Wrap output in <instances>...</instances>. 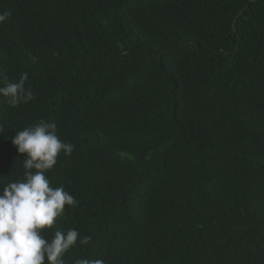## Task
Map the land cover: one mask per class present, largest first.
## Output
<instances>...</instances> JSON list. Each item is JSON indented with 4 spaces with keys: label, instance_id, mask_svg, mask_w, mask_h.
<instances>
[{
    "label": "trees",
    "instance_id": "obj_1",
    "mask_svg": "<svg viewBox=\"0 0 264 264\" xmlns=\"http://www.w3.org/2000/svg\"><path fill=\"white\" fill-rule=\"evenodd\" d=\"M0 187L41 120L74 146L47 173L77 201L79 258L264 264V0H0ZM2 86V85H0Z\"/></svg>",
    "mask_w": 264,
    "mask_h": 264
},
{
    "label": "clouds",
    "instance_id": "obj_2",
    "mask_svg": "<svg viewBox=\"0 0 264 264\" xmlns=\"http://www.w3.org/2000/svg\"><path fill=\"white\" fill-rule=\"evenodd\" d=\"M11 16L0 13V24ZM27 73L19 82H10L0 71V96L15 108L33 99L25 88ZM5 132L0 125V135ZM23 159V177L0 187V264H65L64 256L79 243L87 245L90 236L81 237L77 229L55 230L51 239L45 229H52L57 218L65 213V206L74 207L77 201L64 187H51L47 176L63 152L71 155L74 146L61 140L55 122H45L16 131L11 138ZM74 264H105L102 259L79 258Z\"/></svg>",
    "mask_w": 264,
    "mask_h": 264
}]
</instances>
